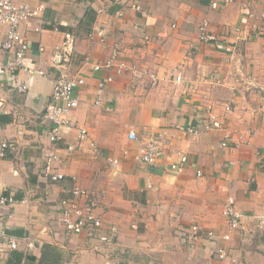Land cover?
Instances as JSON below:
<instances>
[{
    "label": "crops",
    "instance_id": "crops-1",
    "mask_svg": "<svg viewBox=\"0 0 264 264\" xmlns=\"http://www.w3.org/2000/svg\"><path fill=\"white\" fill-rule=\"evenodd\" d=\"M211 1L21 0L42 7L40 16L22 21L19 29L29 42L30 64L47 75L28 79L20 72L17 80L27 83L25 89L0 75V143L14 145L0 156V196L14 199L0 204V228L18 242L17 249L4 253L3 264H232V259L264 264V99L244 82L249 75L264 79V0H234L214 9ZM204 18L222 36L239 29L234 52L198 42ZM6 28L0 24V39ZM95 28L104 31L102 40L95 34L88 38ZM65 32L75 36L72 71L86 81L76 92L79 104L62 128L63 138L51 142L52 123L42 112L52 90L49 57ZM114 42L120 44V59L157 72L158 83L93 69L106 60ZM3 57L0 50V63ZM175 67L182 82L174 81ZM108 74L113 80L95 105L97 83ZM207 106L225 129L191 134L174 128L197 125ZM79 127L87 130L83 143ZM130 130L141 140L159 136L168 157L140 164L135 155L142 146L128 139ZM225 130L231 133L222 146ZM91 142L118 158L116 173ZM66 143L73 150H66ZM55 149L60 150L56 169L64 174L58 181L43 171L45 153ZM176 153L188 159L181 172L168 168ZM74 184L99 194L104 227L98 237L68 236L56 221V203ZM228 196L244 222L225 243L227 257L219 259L212 242L190 245L180 230L198 223L225 232ZM112 224L117 233L109 240Z\"/></svg>",
    "mask_w": 264,
    "mask_h": 264
},
{
    "label": "built area",
    "instance_id": "built-area-1",
    "mask_svg": "<svg viewBox=\"0 0 264 264\" xmlns=\"http://www.w3.org/2000/svg\"><path fill=\"white\" fill-rule=\"evenodd\" d=\"M234 0H213L211 6L219 8L226 6ZM42 7H31L27 3H22L21 0H0V24L5 25L6 32L2 39H0V50L4 53L2 62L0 63V75L5 76L7 82L17 88H27V83L24 81H18L17 77L20 72H25L28 79H33L38 76L47 75V71L43 68L34 67L30 64L28 59L29 42L26 40L20 32L19 26L22 21H26L31 17L40 16ZM245 13V12H244ZM249 14L246 11L245 14ZM264 17V13L262 15ZM39 29V28H37ZM255 30V28H252ZM239 29L235 28L230 30L229 34L221 35L210 29L209 21L202 19L197 27V40L204 45H213L216 48L228 52H234L239 36ZM94 34L99 37L100 40L104 37V31L95 28L93 32L88 34V38H93ZM75 36L71 32H65L60 43L56 44L49 57V65L53 69L54 73L51 77L52 90L49 95L48 101L44 106L42 112V118L44 121L52 123V127L49 131V140L51 142H57L62 139V128L69 125V114L71 110L76 108L79 104V99L76 92L79 87L85 84L86 79L78 73L72 71V61L76 58L75 55ZM120 44L114 42L111 46L110 53L106 60L99 64L96 63L93 69L98 70L104 68L106 70H112L116 74L123 72H129L130 74L138 77H146L150 86H155L158 83L159 75L155 71H151L148 68H141L134 61L126 62L120 59ZM174 81L182 82L183 77L178 67L173 68L171 71ZM264 75V68H263ZM113 80V76L108 74L104 76L97 83L98 96L94 100L95 105H100L101 94L107 83ZM248 88L254 87L261 92L264 99V79L259 81L255 76L249 75L244 80ZM229 105H225V111L229 110ZM2 112L0 103V114ZM207 116L204 120L199 121L197 125H176L182 133H198L201 130H213V129H225V124L221 121L218 115L212 110L210 106L206 107ZM225 139L221 142L222 146H227L226 139L230 135L229 130H225ZM78 141L83 143L87 139V130L83 127L78 128ZM127 137L133 142H137L142 146L140 153L135 156L136 160L140 164L151 165L157 160L164 157H168V154L163 147L159 136L148 135L145 139H139L133 130L128 131ZM92 148H95V153L105 158L110 170L113 173L117 172L118 158L113 155H107L104 151H100L94 145L90 143ZM14 145L11 142L3 141L0 143V156H5L6 150H13ZM65 149L68 151L73 150V146L66 143ZM128 149L123 150V155L127 154ZM177 160L171 161L168 168L181 172L185 169L187 164V156L183 153H176ZM60 159V150L55 149L45 153V166L43 171L53 181L64 179V174L56 169L55 162ZM196 174L201 176V170L197 169ZM69 195L60 198L56 203V221L63 226L65 233L68 236L73 234L86 233L91 238L98 237L100 231L103 229L104 218L103 211L101 210V201L99 194L92 188L82 187L74 184ZM13 197L0 196V204L12 203ZM223 212L227 219V230L221 234H218L212 229H204L198 223H192L186 227H182L180 233L184 240L191 244L198 242L199 240H207L212 242L214 246V252L217 258L225 259L228 255L226 242L231 238V232L236 229H240L244 222V214L237 209L235 199L232 196H228L223 205ZM135 227L134 225H132ZM108 234L109 240L117 233L115 225H109ZM107 237V236H106ZM102 238V237H100ZM104 239V237H103ZM17 240L9 235L4 228H0V264H3V256L6 251H13L17 249ZM232 264H245L243 261L232 259Z\"/></svg>",
    "mask_w": 264,
    "mask_h": 264
}]
</instances>
